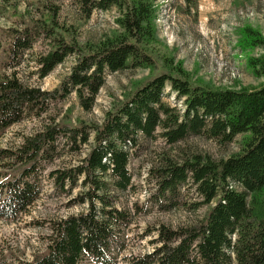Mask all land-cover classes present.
Returning <instances> with one entry per match:
<instances>
[{
	"label": "trees",
	"instance_id": "obj_1",
	"mask_svg": "<svg viewBox=\"0 0 264 264\" xmlns=\"http://www.w3.org/2000/svg\"><path fill=\"white\" fill-rule=\"evenodd\" d=\"M67 1L84 20L114 9L117 29L96 43H81L74 26L60 23L61 7L45 0L34 15L22 14L17 27L0 30V137L25 120L38 123L17 146L0 147V221L16 223L28 215L43 196V182L53 197L85 206L46 222L44 252L13 264H264L262 34L249 26L238 33L246 65L262 83L211 88L192 81L158 40L153 0ZM183 2L188 9L196 5ZM256 49L262 53L254 55ZM69 59L68 74L54 89L37 86ZM138 69L150 77L135 83L100 123L74 122L70 110L56 112L71 94L90 112L106 76ZM166 87L183 109L163 101ZM197 137L218 145L239 137V149L219 160L184 151L180 160L161 154L149 170L154 191L146 204L161 213L206 208L205 214L187 225L156 226L145 232L153 234L151 251L122 258L133 216L118 205L132 189L131 159L158 138L173 148ZM191 191L194 202L186 200Z\"/></svg>",
	"mask_w": 264,
	"mask_h": 264
},
{
	"label": "rangeland",
	"instance_id": "obj_2",
	"mask_svg": "<svg viewBox=\"0 0 264 264\" xmlns=\"http://www.w3.org/2000/svg\"><path fill=\"white\" fill-rule=\"evenodd\" d=\"M45 0H0V30L15 28L21 15H34L35 7ZM61 7L60 23L66 27L74 26L81 43H96L117 29V12H94L89 19L76 15L67 0H46ZM157 8L154 20L156 34L174 62H180L182 70L192 81L211 88H241L262 83L253 77L246 65V59L238 48V33L244 26L258 30L264 37V0H196L194 8L188 9L183 0H153ZM30 12V13H27ZM43 48L38 46L37 51ZM262 50L256 49L254 55ZM72 61L69 59L58 66L45 79L35 82L43 90L54 89L68 74ZM149 70L138 69L106 76L105 83L96 96L90 112H84L76 102L74 94L58 104L56 112L64 114L70 110L75 122L81 119L89 123H100L111 106L121 101L133 85L149 78ZM163 101L173 108L183 109L182 100L165 88ZM38 128L36 120H25L9 128L0 137L1 148L17 146L21 137ZM240 138L228 145L197 137L189 138L179 146H165L162 139L151 144L146 151L138 152L130 161L132 189L120 197L119 207L128 208L133 216L132 222L124 233L122 258L139 257L151 251L150 241L153 234L146 235L160 224L177 227L198 221L206 212L202 208L197 213L180 208L161 213L147 207V198L154 191V183L149 178V170L154 163L167 153L180 160L189 152L207 156L212 160L225 159L239 149ZM69 158V157H68ZM68 158L66 162H68ZM72 161L75 160L71 159ZM77 160V159H76ZM59 165V164H57ZM56 165V166H57ZM154 167V166H153ZM43 196L31 208L28 215L21 216L16 223L0 221V264H13L20 260L30 261L33 256L45 249L47 235L46 222L76 215L84 211L85 206L69 205L71 199L52 196L51 187L44 183ZM76 192V191H75ZM186 200L194 202L197 197L191 191ZM136 208V209H135ZM81 264H92L88 259ZM117 264H126L118 259Z\"/></svg>",
	"mask_w": 264,
	"mask_h": 264
}]
</instances>
